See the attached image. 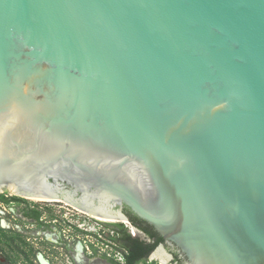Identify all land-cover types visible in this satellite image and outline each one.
I'll return each mask as SVG.
<instances>
[{"label":"water","instance_id":"water-1","mask_svg":"<svg viewBox=\"0 0 264 264\" xmlns=\"http://www.w3.org/2000/svg\"><path fill=\"white\" fill-rule=\"evenodd\" d=\"M5 191L264 264V0H0Z\"/></svg>","mask_w":264,"mask_h":264},{"label":"rangeland","instance_id":"rangeland-1","mask_svg":"<svg viewBox=\"0 0 264 264\" xmlns=\"http://www.w3.org/2000/svg\"><path fill=\"white\" fill-rule=\"evenodd\" d=\"M8 194L12 195L9 192ZM15 196L23 200L24 204L26 203L28 206L34 207L41 212L38 222L21 219L18 216V212L15 214H1L5 220H2L4 225H9V223L12 225L16 222L19 224L18 230L23 231V234L16 231H0L1 250L5 255L11 256L16 264H39V262L35 261V254L37 252L41 253L53 264H75L72 258L74 254L72 242L77 239V235L84 246L90 242L97 246L98 258L102 254H106L118 261L122 260L121 254L115 250L110 241H107L105 235L109 232V229L103 225V222H117V220H101L96 216L83 213L74 206L62 201H37L24 196ZM8 206L20 208L22 204L14 203L7 205L0 202V209L2 211L7 212L9 210ZM47 224L51 226L47 228ZM54 226H56V229ZM76 227L91 233L97 232L100 228L104 227L106 234H102L99 237L102 240L100 241L77 232ZM63 238L67 240L66 246L59 243ZM77 240L79 241V239ZM29 249H31V252ZM86 251L92 253L91 247L87 248Z\"/></svg>","mask_w":264,"mask_h":264},{"label":"flooded vegetation","instance_id":"flooded-vegetation-1","mask_svg":"<svg viewBox=\"0 0 264 264\" xmlns=\"http://www.w3.org/2000/svg\"><path fill=\"white\" fill-rule=\"evenodd\" d=\"M5 193H6L5 195L7 197L15 196L13 194L12 195L8 194L7 191H5ZM15 197H17V196H15ZM17 198H19V197H17ZM22 201L23 200L10 199V201L5 203V202H2L0 200V202L2 204H7V205L8 204H14V203L22 204V206H20V208H18L17 206H14V207L8 206L9 210L4 208L5 210H7V212H4L0 209V215L1 214H12V213L15 214L16 212H18V216L21 219L23 218L25 220H33L35 222H38L34 218L28 217L26 215V212H28L30 209H33L34 207L28 206L26 203L24 204ZM121 210L127 216L129 221L117 220V222H103V225L105 226V228L109 229L110 233L108 232L106 234L104 227L100 228L99 231L93 232V233L84 231V230L77 228V227H76V230H77V232L83 233L86 236H91V237H93L97 240H100V241H102V240L99 237H101L102 234H106L105 235L106 239L107 240L109 239L108 241H110V243H112L115 250L121 254L122 260L118 261L111 256H107L106 254H102L98 258L97 257V255H98L97 246H95L91 242L89 244H87L86 246H84L81 243L80 238L77 235V239H79V241L76 239L77 241L74 240L72 242L73 249H74V254L72 255V258L75 261V264H79V263H77V261L75 259V255L77 253L76 248L79 244L82 245V247H83L82 248V255L84 256L85 264H103V263L115 264L114 261H116L117 264H128V263H130V262H128V259L126 257L128 254L127 253V247L125 246V244L128 243V238L126 237V234H130L133 237H137L140 240H143L144 242H146L148 244H154L155 242L157 243L148 253H141V257L138 259H134L132 264H186V260H187L186 257L182 253H180L175 248V246L170 245L168 242L164 241L163 239H162V241H157L159 239L160 235L154 230V228L151 225H149L147 222H145L142 219H141V221L136 219L135 218L136 215L134 216V214L127 207L121 206ZM128 211H130L131 213ZM81 212H83V211H81ZM83 213H86V212H83ZM86 214H88V213H86ZM88 215H90V214H88ZM2 220L5 221L1 215V217H0V231L1 230L2 231H9V232L16 231L17 233L23 234V231L18 230L19 228H17L19 225L18 223L14 222V224H12V225L10 223H9V225H4V223H2ZM5 223H8V222H5ZM117 223H119V224H117ZM120 223H122L123 226L120 225ZM13 225H15V226H13ZM49 226H51V225L47 224L46 227L48 228ZM148 226H151L152 229H150V227H148ZM54 228L56 229V226H54ZM135 230L138 232V234L135 232ZM153 230L156 233L155 236L151 235V233L149 232V231H153ZM139 233H143L144 237L140 236ZM112 237H116V238L121 237L122 240L121 241L119 239L113 240V239H111ZM0 239H1V236H0ZM102 239H104V238H102ZM59 243L62 244L63 246H66L67 240H65V238H63V239H61V242H59ZM0 244H1V241H0ZM159 245H163L162 250L161 249L158 250ZM86 247L87 248L91 247L92 253H88L86 251V249H87ZM29 250L31 252V249H29ZM158 251L162 252L163 259L157 255ZM38 255H39V253L37 252L35 254V261H37V262H39V264H41L39 261ZM44 258L46 259V257H44ZM46 260L48 261V259H46ZM0 264H16L13 261V258H11V256L5 255L3 253V251L1 250V247H0ZM29 264H31V263H29ZM50 264H53V263H50Z\"/></svg>","mask_w":264,"mask_h":264},{"label":"trees","instance_id":"trees-1","mask_svg":"<svg viewBox=\"0 0 264 264\" xmlns=\"http://www.w3.org/2000/svg\"><path fill=\"white\" fill-rule=\"evenodd\" d=\"M5 194H6L5 192L0 194V200L2 202L7 203L8 201H10V199L20 200V198H17L15 196L7 197ZM128 212H130V211H128ZM26 215L28 217H32L36 221H38L40 219L41 212H40V210H38L36 208H33V209H30L28 212H26ZM135 218L141 221V219H139L137 216H135ZM117 224H119V223H117ZM120 225L123 226L122 223H120ZM148 227H150V229H152L151 226H148ZM149 232L151 233V235H154V236L156 235L154 230L153 231H149ZM126 237L128 238V243L125 244V246L127 247V253H128L126 257L128 259V262H130L128 264H132L134 259L140 258L141 257V253H148L157 244L156 242L154 244H148V243L144 242L143 240H140L137 237L131 236L130 234H126ZM111 239H113V240H118L119 239L120 241L122 240L121 237H118V238L112 237ZM157 241H162V238L159 237V239ZM114 263L117 264L116 261H114Z\"/></svg>","mask_w":264,"mask_h":264},{"label":"bare ground","instance_id":"bare-ground-1","mask_svg":"<svg viewBox=\"0 0 264 264\" xmlns=\"http://www.w3.org/2000/svg\"><path fill=\"white\" fill-rule=\"evenodd\" d=\"M30 199L36 200L34 198H31V197H30ZM37 201H53V200H37ZM96 217L101 219V220H104V221H114L115 220V218H114L115 216H108V217L96 216ZM82 248L83 247L80 244L76 248L77 253L75 255V259H76L77 263H79V264H85L84 256L82 255ZM157 255L163 259L162 252L158 251Z\"/></svg>","mask_w":264,"mask_h":264}]
</instances>
